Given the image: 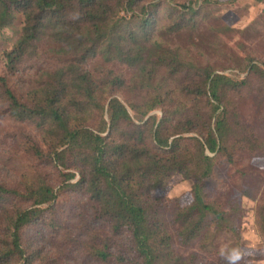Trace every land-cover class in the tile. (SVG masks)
Instances as JSON below:
<instances>
[{
  "label": "rangeland",
  "instance_id": "rangeland-1",
  "mask_svg": "<svg viewBox=\"0 0 264 264\" xmlns=\"http://www.w3.org/2000/svg\"><path fill=\"white\" fill-rule=\"evenodd\" d=\"M111 5L114 14L109 18L123 21L122 33L138 32L139 48L147 47V61L130 68L119 61L106 63L102 56L89 60L84 70L99 86L109 84L102 104L116 97L129 109L137 108L130 110L137 125L150 117L157 123L168 118L179 131L192 130L184 136L194 155L193 139L206 136L218 119L225 121L219 130L220 150L207 152L213 172L204 197L216 211L207 213L192 242L180 240L178 218L193 205L195 178L176 173L168 186L143 199L152 225L169 238L166 250L185 264H264V0H113ZM142 12L152 21L140 31L135 19ZM24 22L18 12L0 29V184L21 192L45 184L58 197L42 207L39 223L21 233L29 261L18 256L13 264H136L131 231L116 232L97 218L94 202L79 185L84 169L76 155L67 153L64 167L56 164L52 141L37 123L10 115L3 77L18 98L28 100L71 59L58 56L48 33L28 49L12 73L7 53ZM216 75L225 77L219 101L208 92V78ZM118 77L123 84L115 80ZM151 106L154 110L143 118L139 111ZM88 116L89 125L99 120L95 111ZM148 146L157 152L151 140ZM0 204L9 211L30 206L15 197ZM4 219L0 211V239L9 234ZM98 251L109 259L98 258Z\"/></svg>",
  "mask_w": 264,
  "mask_h": 264
},
{
  "label": "trees",
  "instance_id": "trees-1",
  "mask_svg": "<svg viewBox=\"0 0 264 264\" xmlns=\"http://www.w3.org/2000/svg\"><path fill=\"white\" fill-rule=\"evenodd\" d=\"M112 2L0 0V29L10 25L18 12L25 16L23 32L7 53L12 73L16 72L17 64L23 61L28 49L48 33V40L59 48L58 56L71 57L49 75L40 90L31 92L28 100L18 98L3 77L9 112L16 121L36 122L49 136L56 164L64 167L66 154L76 155L84 169L79 185L94 202L97 218L108 221L116 232L124 228L131 231L139 258L136 264H185L166 250L169 238L166 234L161 237V231L152 225L143 199L168 186L176 173L195 178L193 205L180 211L178 218L180 240L184 239V244L192 242L201 231L207 213L216 211L204 197L205 183L213 172V161L207 152L220 150L219 130L225 121L218 119L216 127H209L206 136L193 139L197 149L194 155L189 139L184 136L192 130L179 131L168 118L157 123L150 117L143 125H137L130 114V110L137 111V108L129 109L116 97L109 96L108 103L102 104L100 100L108 93L109 84L99 86L91 73L84 70L89 60L102 56L106 63L119 61L130 68L147 61L143 51L147 47L139 48L138 32L122 33L123 21L112 15L115 24H111ZM131 5L133 1L130 9ZM138 20L142 31L151 25L152 18L142 12L135 19ZM223 79L225 77L220 75L208 78V92L215 101L220 100L218 88ZM115 80L123 84L119 77ZM152 110L154 106L138 111L145 118ZM90 111L99 115L96 124H88ZM149 140L156 145V153L148 146ZM14 197L30 206L9 211L0 204L1 216L5 218L3 224L9 233L0 239V264H13L18 256L20 260L29 261L25 258L21 233L40 222L44 216L42 207L54 202L58 195L45 184H33L26 187L25 192L0 184V202ZM97 255L104 262L110 256L101 251Z\"/></svg>",
  "mask_w": 264,
  "mask_h": 264
}]
</instances>
